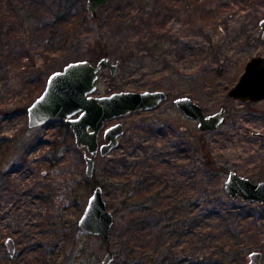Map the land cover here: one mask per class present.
<instances>
[{
    "label": "rangeland",
    "instance_id": "obj_1",
    "mask_svg": "<svg viewBox=\"0 0 264 264\" xmlns=\"http://www.w3.org/2000/svg\"><path fill=\"white\" fill-rule=\"evenodd\" d=\"M53 1L56 0H0V163L9 145H19L28 139L27 159L31 162L28 176L23 180L28 183L27 187L41 180L35 192H25L20 200H6L5 196L0 203V264H24L33 258H36V264H103L107 249L115 252L120 246L121 232L112 230L107 241L80 229L78 220L94 190L93 183L96 180L102 184L110 183L106 167L112 160H120L118 172L121 176L123 171L131 172L129 179L134 183L136 165L143 155L142 148H137L141 143L149 147V152L165 153V158L174 167L164 178H169L171 185L183 186L182 191L193 186L191 176L194 171L189 167L185 171L187 177L180 178L176 163L188 155L191 163L203 160L196 150L195 153L183 150L197 144L198 131L205 133L214 156L224 168L219 174L223 183L232 170L254 182L264 180V99L244 102L227 95L243 74L247 61L252 56L264 55L260 28V21L264 19V0H200L205 5L199 6L190 0H176L178 5L170 19V33L161 52L136 45L138 56L126 64L119 63L115 75L109 68L100 71L97 95L164 89L169 98L153 110L135 111L105 123L99 135L100 143L104 142L105 128L112 124L122 122L125 132L118 147L109 155L97 156L91 178L86 174L87 151L78 148L70 126L63 119L52 118L42 126L30 128L28 107L42 93L53 72L62 70L72 61L87 59L97 63L103 55L96 59L91 48L98 40L107 43L111 60L116 63L125 43L130 38L140 41L152 27L141 20L129 30L115 29L109 23L118 14L110 6L115 0L100 7L95 17L87 9V0H59L60 8L68 4L74 13H79L85 6L88 12V25H80L78 41L71 44L64 33L50 32V25L56 21V10L51 9ZM40 2L41 6L36 10L35 5ZM149 4L139 0L136 6L147 7ZM204 8L214 10L217 18L210 23L203 20ZM64 27L68 32L67 25H63V30ZM88 27L91 30L87 31ZM182 48L185 56L179 60L178 51ZM98 50L99 46L95 45L93 51ZM157 83L161 86L153 88ZM179 96L191 97L208 114L225 107V121L216 131H201L198 121L187 118L176 105L175 99ZM32 139L41 142L33 143ZM179 139H185L188 146L179 142L181 151L176 152L178 147L174 144ZM48 141H54L59 147L53 150ZM169 151L174 155H167ZM121 159L128 160L127 167ZM5 168L9 169L10 165ZM18 176L21 175L12 173L13 178ZM181 180L184 182L179 184ZM208 183L212 188L213 184ZM123 185V182L118 184ZM125 190L123 187L114 190L118 200L113 206H109L110 196L104 190L108 208L115 214V229L122 228L128 218L125 209H117ZM187 195L190 196L189 192ZM171 196L169 200H181L179 196ZM48 212L52 213V224L47 228L38 227L44 237L43 245L23 250L15 236L19 226L37 223ZM191 213L196 212L192 209ZM8 237L15 239L13 255L6 243ZM259 242L261 247L256 250L263 252L261 264H264V232L260 233ZM181 243L184 245L186 240ZM204 257L201 250L185 253L184 264H206ZM249 261L248 255L246 264Z\"/></svg>",
    "mask_w": 264,
    "mask_h": 264
},
{
    "label": "trees",
    "instance_id": "obj_2",
    "mask_svg": "<svg viewBox=\"0 0 264 264\" xmlns=\"http://www.w3.org/2000/svg\"><path fill=\"white\" fill-rule=\"evenodd\" d=\"M138 1L115 0L110 5L118 12L109 21L115 29L129 30L141 20L147 21L152 27L140 41H133L130 38L125 43L124 50L118 56L120 64H126L138 56L135 47L141 44L149 47V50L157 52L163 50L164 42L167 41L170 33V19L174 14V7L178 5L176 0L153 2L144 0L150 3L147 7L136 6ZM190 1L198 3V6L205 5V2L200 0ZM39 4L35 5L36 10L40 8L41 2ZM53 8L56 10V21L50 25V32L55 35L64 33L68 42L75 44L78 41L77 33L80 25L89 23L86 20V14H88L86 7H83L82 12L74 13L72 6L63 4L60 8L59 0H56L51 3V9L54 12ZM134 9H137L135 15ZM202 11V19L207 23L218 16L214 10L204 8ZM63 25H67L68 32L65 27V31L63 30ZM89 30L91 29L87 31ZM95 45L99 46L98 51H93ZM95 45L91 51L97 59L104 55L108 46L107 43H103V40H98ZM184 56L185 49H179L178 59L183 60ZM160 86L157 83L152 87ZM198 134L197 144L183 150L193 151V153L196 150L203 160L191 163L188 155L183 161L176 163L180 178L187 177L185 171L189 167L190 170L193 169L194 175L191 178L195 180L193 179V186L189 188L192 193L188 188L182 191L183 186L169 184L170 179L164 176L174 165L165 158V153H157L156 150L149 152V147L144 146V143L137 147L142 148L143 155L140 156L136 165L137 176L133 184L129 179L131 172L123 171V176L118 172L120 160H112L106 167L110 183L102 184L97 180L93 183L94 187L99 184L106 190L110 196L109 206H113V202L118 200L114 190L121 187L126 189V194L122 196L120 207L117 209L118 211L125 209L128 218L122 228L115 229V225L113 226L112 230L121 232L123 238L114 252L115 257L111 264H184L186 261L184 254L189 252L193 254L195 250H201L204 253L206 264H246L248 255L261 247L259 241L260 233L264 232V206L254 205L252 201L235 203L227 196L224 183L219 176L224 168L219 165L214 156L213 150L205 139V133L198 131ZM32 142L41 141L36 142V139H32ZM48 142L52 144L53 150H56V146L59 147L57 143L55 146L54 141ZM179 142L188 146L185 139L182 141L179 139L174 144V147H178L176 152L181 151ZM29 147L28 139L19 145L11 144L7 147L6 155L0 163V203L5 196L6 200H20L25 192H35L37 183H41L39 180L27 187L28 183L23 180L28 176L27 169L31 162L27 159ZM166 154L174 155L171 151ZM121 162L124 167H127L128 160L121 159ZM8 165L10 168L6 169L5 166ZM12 167H16L14 171L11 170ZM13 172L21 176L13 178ZM120 182L124 185L118 186ZM182 182L184 181H179V184ZM208 182L213 184L212 188L209 187ZM188 192L190 196L187 195ZM171 194L179 196L181 200H169L172 197ZM40 198H42L41 195ZM43 201L45 202L44 198H42ZM192 209L196 213H191ZM51 217L52 213L48 212L37 223H25L19 226L15 236L16 240L23 245V250L29 247L39 248L43 245L44 237L38 227L46 226L47 228L51 225ZM185 236L187 237L184 239ZM184 240L186 243L183 245L181 242ZM41 252L44 253L43 249ZM36 262V258H33L28 259L24 264H36Z\"/></svg>",
    "mask_w": 264,
    "mask_h": 264
},
{
    "label": "water",
    "instance_id": "obj_3",
    "mask_svg": "<svg viewBox=\"0 0 264 264\" xmlns=\"http://www.w3.org/2000/svg\"><path fill=\"white\" fill-rule=\"evenodd\" d=\"M110 1L87 0V9L95 17L99 8ZM260 28L264 38V19L260 21ZM118 65V62H112L109 51H105L97 63L87 59L69 62L62 70L49 76L42 93L28 107L30 128L42 126L52 118L63 119L70 126L78 148L87 151L86 174L90 178L95 173L97 156L109 155L118 147L120 137L125 132L124 124L117 122L105 128L104 142L100 143L99 135L105 123L135 111L153 110L168 99L164 89L97 95L100 71L109 68L115 75ZM227 95L244 102L264 99V55L252 56L247 61L243 74ZM175 103L187 118L198 121V128L203 132L216 131L225 121V107L208 114L189 96H179ZM224 189L233 200L258 201L264 206V180L254 182L232 170L224 182ZM114 224L115 214L108 208L103 187L97 184L78 220V226L86 233L99 235L109 241ZM6 242L13 255L16 250L14 239L9 237ZM114 257V251L109 248L102 263L111 264ZM249 257L247 264H261L263 252L254 250Z\"/></svg>",
    "mask_w": 264,
    "mask_h": 264
},
{
    "label": "flooded vegetation",
    "instance_id": "obj_4",
    "mask_svg": "<svg viewBox=\"0 0 264 264\" xmlns=\"http://www.w3.org/2000/svg\"><path fill=\"white\" fill-rule=\"evenodd\" d=\"M118 63H120L119 61H118ZM168 93V92H167ZM168 98H169V93H168ZM166 101V100H165ZM226 113V112H225ZM113 125V124H112ZM111 126V125H110ZM45 172V171H44ZM45 174V173H44ZM9 238V237H8ZM7 238V239H8ZM13 238V237H12ZM14 239V238H13ZM14 241H15V239H14ZM7 243V242H6ZM15 246H16V243H15ZM9 247V246H8ZM108 250V249H107Z\"/></svg>",
    "mask_w": 264,
    "mask_h": 264
}]
</instances>
